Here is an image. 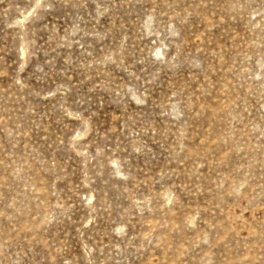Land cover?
<instances>
[{
  "label": "rangeland",
  "instance_id": "1",
  "mask_svg": "<svg viewBox=\"0 0 264 264\" xmlns=\"http://www.w3.org/2000/svg\"><path fill=\"white\" fill-rule=\"evenodd\" d=\"M0 264H264V0H0Z\"/></svg>",
  "mask_w": 264,
  "mask_h": 264
}]
</instances>
